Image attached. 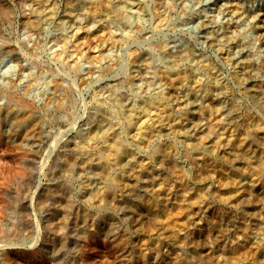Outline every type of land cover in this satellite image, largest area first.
Instances as JSON below:
<instances>
[{
	"label": "bare ground",
	"instance_id": "6f19581e",
	"mask_svg": "<svg viewBox=\"0 0 264 264\" xmlns=\"http://www.w3.org/2000/svg\"><path fill=\"white\" fill-rule=\"evenodd\" d=\"M38 1L45 2L42 5L44 8H41L38 22L27 24L28 32L41 37L44 27L52 24L53 46L57 45L67 53L77 52L80 59L89 60L91 68L88 77H95V74L107 71L115 64L105 53L107 46L99 47L97 44L99 31L114 42L128 37L132 31L141 35L144 33L141 20L147 13L142 7L146 0H96L95 8L109 11L106 14L94 9L85 10L84 5L77 3L68 4L59 14L58 10L51 7L50 0ZM0 2L1 13L7 17L12 9L8 10L3 0ZM158 2L160 6L155 13L157 25L163 21V9L168 8L167 0ZM244 4L243 0H227L221 5L217 4L218 14L222 12L229 17L223 27L215 25L216 22L211 17L206 18L207 15L199 20L202 41L220 48L222 54L232 62V75L242 98L228 97L225 80L219 69L194 47L178 44L174 52L171 44L163 42L150 45L145 51L132 52L131 74L123 81L107 83L99 89L101 95L109 94L118 98L119 86L141 83L144 95L122 101L117 99L111 105L103 101L94 103L88 132L83 137L72 136L69 141L72 146L67 145L68 148L61 151L62 156L66 157L58 159L62 157L58 153V160L51 169L58 174L79 173L84 179V191L94 195L92 203L98 206L103 204L101 208L105 209L106 215L108 212L109 218L96 219L100 227L108 228L109 232L116 230L113 215L116 209L137 225L140 218H135L132 205L143 197L148 198L142 202L147 213L158 212L176 199L184 203L194 198L196 204L192 208L200 210L203 207L200 211L206 212L242 197L243 201L239 202L242 209L248 208L254 201L260 207L259 213L250 218L244 231L245 242L257 244V255L251 259V264H264V187L259 183L264 180V130L256 126L244 129V136L241 134L242 121L249 120L251 125L254 120V116L245 110L242 99L253 102L264 111V86H255L256 72L264 63L259 66L256 62L244 59L245 54L240 51L242 41L231 30L233 25L249 26L255 31V36L264 42V9L248 8ZM203 11L206 10H199L198 13ZM122 25V31L118 32L117 27ZM245 42L244 45L242 42L243 47ZM27 43L24 46L28 47ZM55 49L58 50L57 47ZM241 50L244 51V48ZM68 61L76 65L78 58L72 56ZM55 80L53 88L59 91L61 84ZM57 101L55 110L66 112L68 100L64 105L60 100L59 104ZM28 107L31 113L34 109ZM28 138L32 144H36L38 139L34 135ZM179 143L184 148L180 156L177 150ZM184 165L194 170L193 177L187 179ZM217 166H221L224 175L234 177L235 195L226 196L223 190L211 189L210 185L215 182L213 171ZM182 178L185 181L180 183ZM51 197L56 208L49 215L46 214V223L59 228V231L53 232L55 245L49 248L53 255L58 254L65 244L61 229L69 227L70 237L79 239L86 223L80 219L82 214L74 211L67 186L53 190ZM197 212L185 217L186 225L179 230L183 241H172L171 250H178L173 260L178 264H201L203 260L209 262L222 251L219 242L223 241L224 232L216 229L200 231L195 225L200 214ZM227 218L220 216L219 225Z\"/></svg>",
	"mask_w": 264,
	"mask_h": 264
},
{
	"label": "rangeland",
	"instance_id": "374dc122",
	"mask_svg": "<svg viewBox=\"0 0 264 264\" xmlns=\"http://www.w3.org/2000/svg\"><path fill=\"white\" fill-rule=\"evenodd\" d=\"M95 1L53 0L51 2L50 0L52 3L50 5L58 10L59 14L70 3L82 4L85 10L94 9L98 13L109 12L97 10ZM226 1L167 0V10L162 8L165 15L163 21L157 25L155 13L160 6L159 2L146 0L142 5L147 12L141 20L144 28L142 35L132 31L128 37L114 42L102 31L98 32L97 44L99 47L107 46L105 53L115 61V64L107 71L95 74V77L94 75L88 77L91 68L89 60L80 59L77 52L67 53L59 46H53L52 24H50L52 27L50 25L44 27L41 37L33 36L28 32L27 24L40 20L41 8H44L42 5L45 2L3 0L8 10H12L9 11L8 19L0 10L2 14L0 15L2 32H0V264H154L153 262L178 264L173 260L178 250H171L172 241H183L179 230L186 225L185 217L197 211L200 214L195 225L200 231L216 229L224 232V239L219 242L222 251L217 258L209 259V262L203 260L201 264H251V259L257 255L255 254L257 244L245 242L244 230L250 218L260 211L256 201L248 208L242 209L239 202L243 201V198L239 197L235 202L204 212L200 211L203 207L200 210L197 207L192 208V205L196 204L194 198L184 203L176 199L158 212L147 213L142 202L148 198L143 197L132 205L135 218H140L137 225L116 209L113 211L116 230L109 232L108 228L100 227L96 222L97 218H109L108 212L106 215L105 209L101 208L103 204L98 206L92 203L91 198L94 195L84 191V179L79 173L58 174L52 171L57 160L66 157L62 156L61 151L68 148L67 145H71L70 138L74 135L83 137L88 132L94 103L103 101L102 103L111 105L117 99L122 101L144 95L141 83L119 86L118 98H113L109 94L101 95L99 89L107 83L114 84L115 81L126 79L131 74V53L145 51L150 45H157L159 42L169 43L174 52L178 49V44L194 47L199 54L219 69L225 80L228 97L242 98L237 81L232 75V62L222 54L220 48L205 43L200 37L202 33L199 20L204 16L211 17L218 27H223L228 21L229 17L222 12H220L222 15L218 14L219 9H217L219 8L217 4L221 5ZM243 1L248 8L264 9V0ZM202 9L206 10L203 11L204 14L198 13ZM123 27V25L117 27L118 32H121ZM248 27L233 25L232 34L239 38L243 45L246 40L244 47L240 41V51L245 54L243 58L261 66L264 63V42ZM24 40L26 43L31 40L29 44L27 43L28 47L24 46L26 45L23 43ZM56 47L59 51L55 49ZM242 48L244 51L241 50ZM68 56H77V67L73 65L75 63L68 61L70 58ZM158 60L160 61V58ZM255 77V86H264V65L256 72ZM54 79L59 80L61 90H54L56 83ZM26 83L32 86L34 84L33 88ZM25 86L29 87V90ZM57 100L63 105L67 102L66 112L59 113L55 110ZM242 100L246 106L245 110L254 116V120L251 125L249 120L242 121L241 134L244 136V129H253L256 126L264 130L262 108L249 100ZM21 103L23 107L26 106L24 108L26 113L23 112ZM27 106H30L28 107L30 110L34 109L33 113L32 111L29 113ZM10 119L14 124L12 121L9 122ZM19 120L22 122H18ZM33 135L38 138L36 144L39 147H35L36 144H32L29 140L28 137ZM183 149L181 143L177 144L179 156L183 153ZM58 153L62 157L57 159ZM183 171L187 179L193 177L194 170L190 166L184 165ZM213 175L215 182L210 185L211 189L223 190L226 196L236 194L234 177L224 175L221 166L215 168ZM183 181L184 178L180 183ZM259 183L264 187V180ZM63 186L68 187L74 211L82 214L80 219L85 221L86 227L78 240L70 237L69 227L61 229L65 244L58 254L52 255L49 248L55 245L53 232L59 231V228L56 225L48 226L46 214H50L56 208L51 192ZM220 216L223 218L228 216L221 225H219ZM53 222L56 223V220Z\"/></svg>",
	"mask_w": 264,
	"mask_h": 264
}]
</instances>
